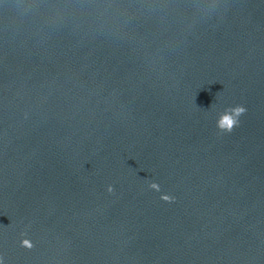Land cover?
Returning a JSON list of instances; mask_svg holds the SVG:
<instances>
[{
    "label": "water",
    "instance_id": "1",
    "mask_svg": "<svg viewBox=\"0 0 264 264\" xmlns=\"http://www.w3.org/2000/svg\"><path fill=\"white\" fill-rule=\"evenodd\" d=\"M0 264H264V0H0Z\"/></svg>",
    "mask_w": 264,
    "mask_h": 264
},
{
    "label": "clouds",
    "instance_id": "2",
    "mask_svg": "<svg viewBox=\"0 0 264 264\" xmlns=\"http://www.w3.org/2000/svg\"><path fill=\"white\" fill-rule=\"evenodd\" d=\"M246 112V108L242 105H237L234 107H228L225 108L218 116L216 120V127L221 131L225 133H230L233 131L235 127L239 124V118ZM149 187L153 190L159 191L160 186L152 182L149 184ZM109 192H112L113 189L111 186L108 188ZM164 201H171L174 199L173 197L169 195H163L161 197ZM23 246H26L28 248H31L32 245L28 240H24L22 242Z\"/></svg>",
    "mask_w": 264,
    "mask_h": 264
}]
</instances>
